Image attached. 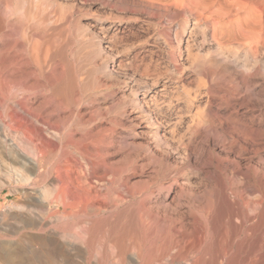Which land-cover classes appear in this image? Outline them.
Listing matches in <instances>:
<instances>
[{"label": "rangeland", "instance_id": "1", "mask_svg": "<svg viewBox=\"0 0 264 264\" xmlns=\"http://www.w3.org/2000/svg\"><path fill=\"white\" fill-rule=\"evenodd\" d=\"M73 1L68 0L69 3L72 2V6H69H74V9L70 7L73 10H70L68 5L63 7L67 3L66 0L60 5L64 10L68 8V12L71 11L73 14L68 23L69 31L75 33V26L78 29L79 25L83 23L80 27H84L85 24V28L88 26L89 30L95 33L99 32V34H96L97 36L101 35L102 26H104L102 31L113 35L117 34V36L113 37L111 41L103 37H95L92 40H88L84 37H75L76 35L70 37L72 39L69 38L68 40V37H65L58 30L62 28L59 25L61 26L65 23L64 17H61L63 15L62 11H60L62 7H59L60 9L57 8L58 6H55L56 9H54L55 7H49L46 11L47 13L44 15L46 16L49 11L52 12L50 16L47 15V17H50L47 18L49 21H45L48 24L47 29L50 33L52 32V39L50 38L51 42L46 40L47 43L45 41L43 43L52 49H48L42 44L41 46H44V48L41 47L40 49L39 59H36L38 63L31 54L21 56L19 60L22 64L18 70L24 68V71L31 70V72H35L34 75L29 77L28 81L31 89H33L29 95L30 105L33 107L32 113L35 116L37 115V118L39 117L37 119L39 123L33 121L35 127H39V130L41 129L40 132L47 136L46 138L49 140H53L54 138L49 137L45 133L46 127L58 128L57 131H61L63 136H66L70 131L74 132V143H72L71 147L65 149L68 152L71 150L70 154L74 153L72 154L74 156H80L78 163L83 165L84 170L82 172L94 171L98 177H101L109 169L108 173H105L107 180L112 179L108 174L114 175V180L117 183L111 185L110 190L102 182L100 185L101 189L108 192L106 198L111 205L98 215H88L87 219H90V224H85L84 220L83 222L80 220L85 218L84 216L73 220L72 218L60 216V213H51L48 214L50 216L45 215L46 217L43 215L44 219H39L40 217H38L36 220L33 217L19 216V213H17L21 209L18 206L25 202V191H28V188H31L33 184H24L22 182L15 184L13 182L14 184L6 185L7 187L5 186L2 189L3 191L0 192V239H2L0 242L5 243V241L13 240L12 242H14L15 246L13 245L11 251H14L16 254L15 250H18V253L15 255L11 252L14 256L10 258V255L5 254V250L3 252L1 249L0 264H22L24 261V264H27L28 261H32L30 262L31 264H121V261L118 259V250L115 249L117 245L114 244V240L118 231L127 229L124 226H127L129 221L127 217L113 214L115 207L111 203L113 196L111 192L117 189L119 191L131 189L138 190V194H141L148 189H154L155 186L160 184H163L162 192L157 197H153L152 195V199H149L145 204L147 205V209L150 207L152 212L156 213L159 209L162 218L157 222L154 218L155 216L152 215L148 217L149 219L145 217V222H148L147 228L149 227V232H153L148 245L153 244L152 246L158 250V254H161L163 251L167 253L168 260L161 261V264H175V262L176 264H180L182 261L185 262L186 257L192 263L200 261L201 264H215L213 263L214 252H217L223 245L228 246V243L243 240L246 235L249 240L251 239L250 242L253 240L252 243L256 242L257 244L260 240L259 243L261 242L260 245L262 247L260 253L264 255V36L258 42L257 38L249 37L247 39L248 36H244V38L238 34L235 35L232 33L231 28H229L218 41L222 40L221 42L223 43H218L217 40L214 42L212 24L208 25L210 27L207 30L208 36L204 37L201 29L193 32L194 17L198 16L197 14H199L200 10L203 11V7L197 8L194 4L181 8L178 6L170 7L168 10L171 12L166 13L165 17L167 19L164 18L165 21H168L165 22L163 20L165 24L162 23L160 28L158 24L149 22L146 14L141 9L134 11L135 8L131 7L129 10V8L123 5L115 4L114 2L108 3V0H75L74 3ZM202 1L208 9L211 7L215 8L217 5L216 7H220L218 9L221 12L232 10L234 19L242 18L246 16L247 11L249 12L250 10L251 12L252 10L253 15H257V17L261 16L260 18H263L262 20L264 21V3H260L261 0H248L246 2L248 6L252 3L249 6L250 9L249 7H245L241 8V10L233 5L232 1L234 0ZM121 6L123 9H121ZM53 9L55 12H53ZM92 9H96L97 13ZM124 11H127V15L124 14ZM112 14H116L117 17L113 18ZM131 15L136 18H132ZM127 16H130L132 19ZM54 17L59 19L56 20ZM75 17L77 21H74ZM51 18H53V22ZM143 18H147V21L143 20ZM55 22L56 24H54ZM206 22L212 23L211 20L207 21V19L201 21L202 24ZM149 23L153 24L154 28ZM98 27L100 28L98 29ZM149 27H151L153 33ZM184 27L187 29L185 33L182 32V28ZM55 30L58 31L56 32ZM190 31H192L191 36L188 37ZM147 32L148 34L146 35ZM181 35H183L181 48L185 46L186 40L189 39L190 48L193 52L200 54L203 51L200 57H203L208 52L206 58H215L217 63L221 61L218 64L219 66H217L218 68L216 67L217 73L214 76L211 75L212 78L211 76L203 78L202 71H199L194 65L188 64L189 60L185 57V47H183L184 49H179V38ZM54 36L55 38L53 39ZM81 38L83 39L82 41L79 40ZM114 39L116 40L114 41ZM12 42L10 43L12 46L10 44L8 46L13 47V45L18 44ZM49 43H52V46H54H50L51 44ZM91 44L94 47L98 45L96 52L91 51V46L88 47ZM219 44H222V47L218 48ZM81 46L82 48L86 46L83 49L85 52L82 51ZM45 49L50 51L49 54L46 51L48 56L46 52L44 53ZM87 49H90L91 52L88 53L89 50L87 51ZM99 49L102 50L99 51ZM78 50L82 52L80 53ZM99 52L101 53L99 54ZM181 52L182 55H179ZM220 53L223 55L219 56ZM43 54L46 55L45 59L43 58L45 57ZM3 59L5 63L9 61L6 55L2 59L0 57V70L4 69V66L1 65L3 62L1 60ZM204 61L206 62L207 59ZM39 62L44 68L45 74L43 73V76L39 73ZM49 65L50 67L48 68ZM244 65L247 66L246 69ZM45 66H47L48 70ZM224 69L226 72H224ZM228 69L230 71L233 69L231 75H229L230 71ZM240 69L244 70V80L241 79L242 77L240 78L241 73L238 71ZM235 71L236 73H234ZM93 75L95 76L94 78ZM49 78H51V81H49ZM59 79L68 83L71 80L74 81V85L75 83L79 85H75L77 89L80 86L82 88V86L90 87L91 85H95V89L105 88L106 91L105 93L96 94V91L93 90L86 93L78 90L79 92L77 91L78 93L75 95L73 102L70 105H68V102H65V106L61 98H59L61 100H58V98L55 100V97L50 96L51 94L48 91L49 82L51 83ZM19 85L22 86L21 81L19 84L17 83L16 87H20ZM135 89L139 91L138 99L142 100L143 104H148L150 113L148 121L152 122L149 125L148 122H145L140 117V113L133 106V94L131 91ZM57 102L59 106H57ZM98 105L102 106L98 107ZM53 107L58 110H55ZM61 109L63 111L66 110L63 112ZM96 109H98V112H94ZM107 109L110 110L109 114L107 113ZM46 111H51V113L47 112L49 113L47 115ZM53 111L56 113L54 112L53 114ZM102 114L104 117L101 116ZM109 117L118 120V124H112ZM79 118L82 120H79ZM154 123H157V125ZM154 125L159 126V128ZM111 128H114V131ZM100 129L103 132H100ZM156 130H158L157 138L154 136ZM40 132L37 130V133ZM80 139L83 140L81 141ZM24 147L21 148L25 149L26 151L24 152L29 154V149H26V146ZM93 151L95 153H91ZM0 153L1 156L4 157L5 155L8 159L7 153L2 151L1 148ZM81 154L84 155L82 156ZM80 158L83 159L81 160ZM133 158L139 164L136 169H131L132 167H130V162ZM101 159H106L104 163H107L108 166L103 165V163L99 164L98 160L100 161ZM92 161L96 164L95 168L91 166ZM87 163L90 164L88 169ZM142 165L149 166H146L147 168L145 167L144 169V166L141 167ZM91 167L92 169H90ZM163 169L165 170L162 171ZM56 175L57 172L55 171L51 177L56 178ZM134 201L133 197H128V200L124 201L117 210L132 211ZM130 202L131 204H129ZM162 209H164V213L161 211ZM96 219L100 221H98L99 224L102 221L104 223L102 222L103 224L101 223V225L98 224L92 227V223L97 221ZM39 220H41L44 226L40 225ZM61 233L67 234L66 238L61 237ZM50 234L59 238L61 243L63 242L60 238L66 240L72 239L73 245H71L70 249H68L69 246H64L66 250L62 246L63 249L60 248L62 249L61 251L55 247L43 246V239H49L48 236ZM29 235L32 238L39 235L42 237V241L39 236L30 240L32 238L28 237ZM73 235L77 238L73 239L69 237H74ZM81 235L85 241L83 239H81L82 241L79 240ZM98 235L99 238L97 237ZM11 237L12 240L10 239ZM91 239H94V243L91 242ZM18 240L19 242H17ZM21 241L24 242L21 243ZM29 241L32 242L30 243ZM39 241L42 244H39ZM97 241H99V245ZM88 243L91 244L88 245ZM31 248H34V250H30ZM179 249L180 254H176ZM46 250L49 253L47 252L45 255ZM24 252L26 257H23L25 254L21 256ZM33 254L37 255L34 256ZM187 254L189 257L186 256ZM17 255L18 257H15ZM171 255L173 259L170 257ZM19 256L22 261L20 259L18 261L17 258ZM14 257L16 260H14ZM27 257L30 258L28 259ZM178 261L179 263H177Z\"/></svg>", "mask_w": 264, "mask_h": 264}, {"label": "bare ground", "instance_id": "2", "mask_svg": "<svg viewBox=\"0 0 264 264\" xmlns=\"http://www.w3.org/2000/svg\"><path fill=\"white\" fill-rule=\"evenodd\" d=\"M64 1V0H63ZM62 0H0V57L1 59L3 58L4 55H6V57L8 56L9 61L8 62H4V59L1 60L2 62V66H4L2 70H0V148L2 149V151L7 153L8 159L7 157H4L0 155V192L3 191L2 189L7 185L9 186L10 184H17L19 182H22L24 184L26 183H31L33 184V186H31V188H28V191H25V202L20 204L19 207V212L17 211V213H19V216H28V217H33L36 218V220L38 219V217H40L39 219H44L43 215H48L51 213H60L59 215L65 218H72L73 220L77 219L78 217L81 218L80 216H84L85 218L80 219L82 222L84 220L85 224H90V219L88 220L87 217L88 215L91 214H100L105 208H107L110 204V202L107 200V191H104L103 189H101L102 187H100L101 182L102 184H105V186L107 187V189H111V185H114L115 182L114 180V175L112 174H108L112 179H108L107 180V176L105 175V173H108V170L103 173V175H101V177L97 176L95 174L94 171H88L87 173L82 172L83 169V165L78 163L79 157L74 156L71 153V150L68 152V150H66L65 148L67 147H71L73 140H74V132L70 131L66 136H63L61 131H57L58 128H54V127H46L45 129V133L47 135H49V137H53V140H49L47 139L43 133H41V129L39 130V127H35V124L33 121L37 122V115L35 116L32 112H33V107L30 105V98L29 95L31 93V86L30 84H28L29 81V77H31L32 75L35 74V72H31L30 71H24V68L18 70L21 66V61L19 59H21V56H24L25 54H31L32 57H35V61L39 59L38 55L40 53V49L41 47L44 48V46L46 48H51L48 45H45L43 43V41L46 42V40L50 41V38L52 39V32L50 33L48 28V24L45 21H49L47 20V18L51 15L52 12H48V14H46V16L44 15L45 13H47L46 11L49 9V7H55L58 6L57 8H61L63 4ZM73 1V0H72ZM75 1V0H74ZM73 1V3H74ZM99 1V0H98ZM248 0H234L232 1L236 6L237 9L241 10V8H245V7H249L251 6L252 3H250V5L248 6V4L246 3ZM258 1V0H257ZM256 1V2H257ZM67 2V3H66ZM65 5H63V7H65L66 5H71V3L68 2V0H66ZM107 3V1H105ZM104 2V3H105ZM114 2L115 4H120L123 5L126 8H130L134 7V11L141 9L145 14H146V18L149 22L158 24V27H160V25H162L163 20L165 21V19H167L165 17L166 13L169 12L170 10H168L170 7L173 6H178V7H184V6H190L192 4H194L195 7H203V11L200 10L199 14H197L198 16L194 17V24H193V32H196L197 29H201L204 33V37L208 36L207 35V30L210 29V27L208 26L209 24L213 25L212 28V35H213V39L214 42L215 40H217V42L220 40V37H223L225 35V33L229 30V28H231L232 33H234L235 35L238 34L239 36H245L247 37V39L249 37L251 38H257L256 40L258 42H260L262 40V37L264 36V21L260 18L261 16L257 17V15H253L252 10L250 12L247 11L246 16L242 17V18H237L234 19L233 15L234 13H232L231 11L225 10L223 12H221L218 8L220 7H216L213 8L211 7L210 9L207 8V6L205 5V3H203L202 0H108V3H112ZM208 2V1H207ZM229 2V1H228ZM251 2V1H249ZM264 3V1L261 0L260 3ZM80 3V2H79ZM102 3V2H101ZM255 3V2H254ZM226 4V3H225ZM78 5V4H77ZM254 5V4H253ZM252 5V8H253ZM72 6V5H71ZM69 6L70 10L74 9V6L71 7ZM79 6V5H78ZM81 6V5H80ZM112 6V5H110ZM109 6V8H111ZM193 6V7H194ZM222 6V5H220ZM232 6V5H231ZM62 7V9L60 11H62L61 13L63 14L61 17H64L65 19V23H63V25H59V27H62L60 29H58L60 31L61 34H63L65 37H68V40L70 37H84L87 38L88 40H92V38L95 37H103V38H107V40L109 39V41H111V39H113V37H116L117 34H109L107 32L102 31L103 27L102 25V29H101V35L97 36L94 31H91L87 28H85V24L84 27H80L81 24L83 25V23H79V28L75 30V33H72L71 31H69L68 28V23L71 20V16L73 15L71 13V11L68 12V8H66L64 10V8ZM73 9H71V8ZM122 7V6H121ZM191 7V8H193ZM229 7V6H228ZM255 7V6H254ZM59 8V9H60ZM80 8V7H78ZM77 8V9H78ZM83 8V6H82ZM103 8V7H102ZM119 8V7H118ZM125 8V10H127ZM251 8V9H252ZM56 9V7L54 8ZM53 9V10H54ZM87 9V8H86ZM101 9V8H100ZM123 9V7L121 8ZM228 9V8H227ZM248 9V8H247ZM250 9V7H249ZM254 9V8H253ZM256 9V8H255ZM84 10V9H83ZM88 10V9H87ZM93 10V9H92ZM96 10V9H95ZM93 10V11H95ZM103 10V9H102ZM113 11V9H111ZM187 10V9H186ZM192 10V9H191ZM224 10V9H223ZM52 11V9H51ZM59 12V10H57ZM56 11V12H57ZM78 11V10H77ZM81 11V10H80ZM101 11V10H100ZM132 11V9H131ZM130 11V12H131ZM133 11V12H134ZM180 11V10H179ZM209 13H206V12ZM55 12V10L53 11ZM83 12V11H82ZM87 12V11H86ZM90 12V10H89ZM96 12V11H95ZM102 12V11H101ZM106 12V11H104ZM111 12V11H110ZM125 12V11H124ZM127 12V11H126ZM124 13L127 15V13ZM129 12V11H128ZM171 12V11H170ZM169 12V13H170ZM69 13V14H68ZM81 13V12H80ZM85 13V12H84ZM97 13V12H96ZM99 13V12H98ZM116 13V12H115ZM168 13V14H169ZM58 14V13H56ZM55 14V15H56ZM92 14V13H91ZM103 14V13H101ZM107 14V13H105ZM109 14V13H108ZM119 14V12H118ZM117 14V15H118ZM132 14V13H131ZM137 14V13H135ZM47 15H49L47 17ZM75 15V14H74ZM120 15V14H119ZM118 15V18H119ZM125 15V16H126ZM144 15V14H143ZM80 16V15H79ZM95 16V15H94ZM97 16V15H96ZM110 16V15H108ZM112 16H114L113 18H115L116 14H112ZM121 16V15H120ZM256 16V17H254ZM59 17V16H58ZM117 17V16H116ZM130 17V16H127ZM132 17V15H131ZM130 17V18H131ZM134 18H136L135 16H133ZM132 17V18H133ZM144 17V16H143ZM50 18V17H49ZM55 18V17H54ZM101 18V17H100ZM99 18V19H100ZM131 18V19H132ZM138 18V17H137ZM165 18V19H164ZM170 18V17H169ZM53 18H51L52 20ZM56 20H58L59 18H55ZM61 19V18H60ZM74 21H77L76 17L74 18ZM79 19V17H78ZM91 19V18H90ZM110 19V18H108ZM142 19V18H141ZM143 18V20H146ZM203 19H207L211 20L212 23H204L202 24L201 21ZM63 20V19H62ZM125 20V19H124ZM146 20V21H147ZM79 21V20H78ZM89 21V20H88ZM130 21V20H129ZM136 21V20H135ZM168 21V20H167ZM165 21V22H167ZM243 21V23H242ZM51 22V21H50ZM53 22V20H52ZM57 22V21H56ZM56 22L54 24H56ZM77 23V22H76ZM93 23V22H92ZM53 24V23H51ZM150 24V23H149ZM148 24V25H149ZM165 24V23H164ZM78 25V23H77ZM88 25V24H87ZM105 25V24H104ZM152 27L154 28L153 24ZM57 27V25H55ZM91 26V25H90ZM123 26V25H122ZM115 27V26H114ZM156 27V25H155ZM82 28V29H81ZM100 27H98L99 29ZM119 28V27H118ZM161 28V27H160ZM159 28V29H160ZM166 28V27H165ZM52 29V28H51ZM50 29V30H51ZM145 29V28H144ZM149 29H151V27H149ZM157 29V28H156ZM158 29V30H159ZM53 30V29H52ZM58 30H55L56 32ZM105 30V29H104ZM107 30V29H106ZM123 30V29H122ZM148 30V27H147ZM53 31V32H55ZM96 31V30H95ZM152 31V29H151ZM155 31V29H154ZM163 31V30H160ZM165 31V30H164ZM185 31H187V29L184 27L182 28V32L185 33ZM117 32V31H115ZM191 32L190 31V35L188 37L191 36ZM149 33H151L149 31ZM153 33V31H152ZM161 33V32H159ZM158 33V34H159ZM122 34V33H121ZM124 34V33H123ZM148 34V32L146 33V35ZM163 34V33H162ZM161 34V35H162ZM165 34V33H164ZM56 35V34H54ZM134 35V34H133ZM151 35V34H149ZM160 35V34H159ZM63 36V37H64ZM122 36V35H121ZM144 36V35H143ZM158 36V35H156ZM164 36V35H163ZM126 37V36H124ZM130 37V36H129ZM145 37V36H144ZM149 37V36H146ZM161 37V36H160ZM183 35L180 36L179 38V49H182L183 47H185V52H186V59L189 60L190 65H194L199 71L203 72V78H207L211 75H215L217 73L216 71V67L219 66L218 64L221 63V61L219 63H217V61L215 60V58L213 59H209L206 58V56H208V52L204 54L203 57H200L201 54H203L202 52L196 53L193 52L192 49L190 48V44H189V39L186 40L185 46H183L181 48V44H182V39ZM231 37V36H230ZM244 37V38H245ZM55 38V36L53 37V39ZM79 39V40H83V39ZM123 38V37H122ZM243 38V39H244ZM62 39V38H61ZM63 39H67V38H63ZM72 39V38H70ZM76 39V38H75ZM116 39H121V38H116ZM114 39V41L116 40ZM230 39V38H229ZM85 40V39H84ZM246 40V39H245ZM251 40V39H249ZM16 42L15 44L17 45H13V47L8 46L11 42ZM86 41V40H85ZM84 41V42H85ZM98 41V40H97ZM113 41V42H114ZM194 41V40H193ZM213 41V40H212ZM222 41V40H221ZM220 41V42H221ZM12 42V43H13ZM51 42V41H50ZM101 41L99 40V43ZM112 42V43H113ZM218 42V43H220ZM223 43V42H221ZM243 43V42H242ZM256 43V42H255ZM42 44H44V46H41ZM50 46H52V43ZM56 44V43H55ZM101 44V43H100ZM99 44V45H100ZM177 44V43H176ZM11 45V44H10ZM88 45V44H86ZM204 45V44H203ZM203 45H201V47H203ZM227 45V44H226ZM12 46V45H11ZM21 46V47H19ZM48 46V47H47ZM54 46V45H53ZM52 46V47H53ZM65 46V45H64ZM91 46V51L92 52H96V46H93V44L89 45L88 47ZM161 46V45H160ZM176 46V45H175ZM87 47V48H88ZM222 47V44H219L220 48ZM22 48V49H21ZM42 48V49H43ZM82 48V46H81ZM80 48V50H81ZM86 48V46L84 47ZM82 48V51L85 52ZM100 48V47H99ZM112 48V46H111ZM48 49L44 50V53L47 51L48 54L50 51H48ZM52 49V48H51ZM50 49V50H51ZM90 49H87L88 53L91 52ZM184 49V48H183ZM200 49V48H199ZM211 49V48H210ZM80 50H78L80 52ZM102 49H99V51ZM216 50V49H215ZM218 50V49H217ZM228 50V49H227ZM52 51V50H51ZM60 51V50H59ZM77 51V52H78ZM81 51V52H82ZM210 51V50H209ZM226 51V50H225ZM46 52V54H47ZM56 52V51H55ZM58 52V51H57ZM80 52V53H81ZM103 52V51H102ZM198 52V51H197ZM53 53V52H52ZM64 53V52H63ZM87 53V55H88ZM101 52H99L100 54ZM105 53V52H104ZM42 54V53H41ZM47 54V56H48ZM66 54V53H65ZM64 54V55H65ZM71 54V51H70ZM91 54V53H90ZM93 54V53H92ZM98 54V56H99ZM222 53H220L219 56H221ZM45 55V54H43ZM54 55V54H53ZM182 55V52L179 54ZM223 55V54H222ZM41 56V55H40ZM66 56V55H65ZM64 56V57H65ZM54 57V56H53ZM100 57V56H99ZM211 57V56H210ZM229 57V56H228ZM44 59L46 58L43 57ZM204 60L207 59V61L205 62ZM6 59V58H5ZM34 59V58H32ZM92 60V58H91ZM179 60V59H178ZM218 60V59H217ZM204 61V62H203ZM50 62V61H49ZM48 62V64H49ZM25 63V62H24ZM23 63V64H24ZM40 63V62H39ZM51 63V62H50ZM120 63V62H119ZM68 64V63H67ZM206 64V66H205ZM226 64V63H224ZM245 64V63H243ZM242 64V65H243ZM47 65V64H46ZM241 65V66H242ZM53 66V65H52ZM225 66V65H224ZM227 66V64H226ZM245 69H246V65ZM243 66V68H244ZM1 67V66H0ZM47 69V66H45ZM50 67V65L48 66V68ZM101 67V66H100ZM231 67V66H230ZM218 68V67H217ZM233 68V67H232ZM249 68V67H248ZM68 69V68H67ZM102 69V68H101ZM231 69V68H229ZM228 69V70H229ZM48 70V69H47ZM94 70V69H93ZM227 70V71H228ZM233 70V69H232ZM230 74L231 75V72ZM35 71V70H34ZM51 71V70H50ZM100 71V70H99ZM228 71V72H229ZM241 73L240 78L241 79H245L244 77V70L240 69L238 70ZM46 72V70H45ZM96 72V70H95ZM155 72V71H154ZM201 72V73H202ZM221 72V71H220ZM224 72H226V70L224 69ZM39 73L41 76H43L44 73V68L43 65L40 63L39 65ZM153 73V71H152ZM222 73V72H221ZM233 73V72H232ZM236 73V71L234 72ZM247 73V71H246ZM255 73V72H254ZM37 74V73H36ZM45 74V73H44ZM75 74V72H74ZM95 74V73H94ZM99 74V73H98ZM162 74V73H161ZM219 74V73H218ZM228 74V73H227ZM253 74V73H250ZM48 75V74H47ZM54 75V74H52ZM72 75V74H71ZM180 75V74H179ZM198 75V74H197ZM202 75V74H201ZM223 75V74H222ZM233 76V75H232ZM255 76V75H253ZM54 77V76H52ZM95 76L93 75V78ZM97 77V76H96ZM108 77V76H107ZM68 78V77H67ZM72 78V76H71ZM212 78V76H211ZM231 78V77H230ZM53 79V78H52ZM58 79V78H56ZM215 79V78H214ZM221 79V78H220ZM233 79V78H232ZM54 80V79H53ZM70 80V79H69ZM193 80V79H192ZM227 80V79H226ZM21 81L22 86L20 87H16L17 83L19 84V82ZM49 81H51V78H49ZM154 81V80H153ZM158 81V80H157ZM248 81V80H247ZM74 81L71 80V82H63L60 79L59 80H55L54 82H49V88L48 91L50 92V96L55 97V100H61L65 102H68V105H70L74 98L75 95H77V93L80 91H84L83 93L86 92H90L91 90L96 91V94L98 93H105L106 89L105 88H97L95 89V85H91L89 86H80V88L78 87L77 89V83H75V86L73 84ZM77 82V81H76ZM91 83V82H90ZM203 83V82H202ZM42 85V84H41ZM34 86V85H33ZM32 86V88H33ZM43 86V85H42ZM164 86V85H163ZM111 88V87H110ZM35 89V88H34ZM44 89V88H43ZM95 89V90H94ZM79 90V91H78ZM78 91V92H77ZM133 94V106L137 109V111L140 113V117L145 121L149 123L150 120L148 121V119H150V113L148 110V104H143L142 100L138 99V94L139 91L138 89L132 90L131 91ZM220 92V91H219ZM218 92V93H219ZM92 93V92H91ZM214 93V92H213ZM80 94V93H79ZM78 94V95H79ZM216 94V93H215ZM82 95V94H81ZM88 95V94H87ZM90 96V93H89ZM88 96V98H89ZM128 96V95H127ZM48 97V96H47ZM52 97H50L51 99H53ZM61 98V99H59ZM42 100V99H41ZM45 100V99H44ZM86 100V98H85ZM89 101V100H88ZM142 101V102H141ZM40 102V101H39ZM80 102V101H79ZM58 103V102H57ZM93 103V102H92ZM62 104V103H60ZM40 105V103H39ZM59 106V103L58 105ZM63 106V105H62ZM66 106V104H65ZM102 106V105H101ZM98 105V107H101ZM131 106V105H130ZM35 107V106H34ZM56 107V106H55ZM97 107V108H98ZM45 108V107H44ZM54 108V107H53ZM52 108V109H53ZM64 108V107H62ZM40 109V108H39ZM55 110L57 108H54ZM53 109V110H54ZM60 109V107H59ZM69 109V108H68ZM158 109V108H157ZM37 110V109H35ZM34 110V111H35ZM44 110V109H43ZM42 110V111H43ZM50 110V109H49ZM58 110V109H57ZM66 110V109H65ZM64 110V111H65ZM156 110V109H155ZM61 111H63L61 109ZM63 111V112H64ZM80 111V110H79ZM45 112V111H43ZM50 112L51 111H46ZM55 111H53L54 114ZM59 112V111H58ZM73 112V111H72ZM74 112H76L74 110ZM94 112H98V109H96ZM110 110L107 109V113L109 114ZM113 112V111H112ZM200 112V111H199ZM36 113V112H35ZM41 113V112H40ZM56 113V112H55ZM71 113V112H70ZM81 113L83 114V112L81 111ZM44 114V113H43ZM49 113H47L48 115ZM52 114V115H53ZM80 114V113H79ZM99 114H101V112H99ZM183 114V113H182ZM60 115V114H59ZM78 115V114H77ZM84 115V114H83ZM82 115V117H83ZM79 116V115H78ZM77 116V117H78ZM81 116V115H80ZM103 116V114L101 115ZM107 116V114H106ZM60 117V116H59ZM67 117V116H66ZM65 117V118H66ZM104 117V116H103ZM108 117V116H107ZM177 117V116H176ZM57 118V117H56ZM62 118V117H61ZM64 118V117H63ZM76 118V117H75ZM100 118V117H98ZM155 118V117H154ZM92 119V117H91ZM89 119V120H91ZM97 119V118H96ZM110 121L112 124L116 125L118 124V120H116L115 118H110ZM61 120V119H60ZM64 120V119H63ZM66 120V119H65ZM79 120H82L81 118H79ZM78 120V121H79ZM88 120V119H87ZM153 120V119H152ZM156 120V119H154ZM69 121V120H68ZM85 121V120H83ZM157 121V120H156ZM154 121V122H156ZM63 122V121H62ZM70 122V121H69ZM80 122V121H79ZM120 122V121H119ZM123 122V121H122ZM41 123V122H40ZM83 123V122H82ZM125 123V122H124ZM123 123V124H124ZM79 124V123H77ZM81 124V123H80ZM157 125V123H154ZM160 124V122H159ZM37 125V124H36ZM162 125V124H160ZM61 126V125H60ZM66 126V125H65ZM155 126V125H154ZM59 127V126H58ZM89 127V126H88ZM114 127V126H111ZM118 127V126H116ZM125 127V126H124ZM157 128H159V126H155ZM66 128V127H64ZM84 128V127H83ZM105 128V127H104ZM177 128V127H176ZM60 129V128H59ZM81 129V128H80ZM107 129V128H106ZM117 129V128H116ZM174 129V128H173ZM38 132L40 133H37ZM101 130V129H100ZM112 131H114V128H111ZM110 130V131H111ZM64 131V130H63ZM77 131V130H76ZM158 130H156L154 132V136L155 138H157L158 136ZM67 132V131H66ZM98 132V131H97ZM100 132H103L102 130ZM249 133V132H248ZM150 134V133H149ZM153 134V132H152ZM84 135V134H83ZM92 135V134H91ZM95 136V135H94ZM76 137V136H75ZM88 137V136H87ZM101 137V136H100ZM80 138V137H79ZM98 138V137H97ZM154 138V137H153ZM51 139V138H50ZM94 139V138H93ZM79 140V139H77ZM81 140V139H80ZM83 140V139H82ZM81 140V141H82ZM155 140V139H154ZM85 141V140H84ZM83 141V142H84ZM157 141V140H155ZM39 142V143H37ZM85 143V142H84ZM103 143V142H101ZM83 144V143H81ZM100 144V143H99ZM128 145V144H127ZM164 145V144H163ZM26 146V149L28 148V152L29 154H27V152L25 149L23 150L21 147ZM101 147V146H100ZM25 148V147H24ZM164 148V147H163ZM102 149V148H101ZM152 150V149H151ZM89 151V150H88ZM98 151V150H97ZM100 151V150H99ZM3 153V152H1ZM0 153V154H1ZM91 153H95L94 151ZM4 154V153H3ZM79 154V153H78ZM103 154V153H102ZM82 155V154H81ZM84 155V154H83ZM82 155V156H83ZM92 155V154H91ZM132 156V155H131ZM134 156V155H133ZM179 156V155H178ZM78 158V159H77ZM96 158V157H95ZM103 158V157H102ZM130 158V157H129ZM81 160L83 158H80ZM104 160L106 161V159H101L100 161L98 160V163H103V165H107V163H104ZM95 161V160H94ZM94 161H92L91 166L94 167L96 164L93 163ZM126 161V160H125ZM156 161V160H155ZM159 162V161H158ZM165 162V161H164ZM119 163V162H118ZM166 163V162H165ZM97 164V165H99ZM110 164V163H108ZM90 164L87 163V169L90 167ZM120 165V164H119ZM138 163L137 161L133 158L130 162V167L133 168H137L138 167ZM102 166V165H101ZM108 166V165H107ZM111 166V165H110ZM144 165H142L141 167H143ZM147 166V165H146ZM144 166L143 168L145 169ZM149 166V165H148ZM147 166V167H148ZM92 167L90 169H92ZM118 167V166H116ZM146 167V168H147ZM95 168V167H94ZM108 168V167H107ZM158 168V167H157ZM122 169V168H121ZM142 169V168H141ZM113 170V169H112ZM118 170V169H117ZM120 170V169H119ZM158 170V169H157ZM165 169H163L162 171H164ZM57 172V177L56 178H52L51 175L53 172ZM127 171V170H126ZM137 171V170H136ZM158 172V171H157ZM175 172V171H174ZM180 172V171H179ZM106 173V174H107ZM56 174V173H55ZM163 176V175H162ZM55 177V175H54ZM122 181V180H121ZM153 181V180H152ZM14 182V183H13ZM154 182V181H153ZM119 183V182H118ZM155 183V182H154ZM123 184V183H122ZM146 184V182H145ZM157 184V183H156ZM163 185V184H162ZM161 184L155 186L154 189H148L144 192H142L141 194H138V190H123V191H119V189L114 190L112 199H111V203L114 205V209L115 211L113 212V214L116 215H122L123 217H127L128 218V225L124 226L127 227V229H125L123 227L122 231H118L115 240H114V244H116V248L118 250V259L121 261V264H161V261H164L165 259H167V253L165 251H163L161 254H158V250H156V248H153V244H149L150 243L149 239L150 237L153 235V232H149V227L147 228V223L145 222V217L147 219H149V216H155L154 218L156 219L157 222H159V220L162 218V214L160 212V210L158 209L155 212H152L150 207V211L149 209H147V205L145 204L146 202L149 201V199H152V195L153 197H157L163 189V186ZM6 186V187H7ZM21 186V185H20ZM131 186V185H130ZM135 186V185H134ZM13 187V186H12ZM11 187V188H12ZM120 187V186H119ZM133 187V186H131ZM138 187V186H137ZM113 188V187H112ZM127 188V187H126ZM16 189V188H15ZM128 189V188H127ZM133 189V188H132ZM135 189V188H134ZM144 189V188H143ZM147 189V187H146ZM106 190V188H105ZM112 190V191H113ZM12 191V190H11ZM15 191V190H14ZM110 193V192H109ZM128 197H133V199L135 200L133 202V208L132 211H120L117 210L118 207L126 200H128ZM131 204V202L129 203ZM170 204V203H168ZM178 204V203H177ZM146 205V208H145ZM162 205V204H161ZM152 206V205H151ZM165 206V205H164ZM13 207V205H12ZM161 207V206H160ZM131 209V207H130ZM161 209V208H160ZM175 209V208H174ZM18 210V209H17ZM164 209H162L161 211L163 212ZM173 210V209H172ZM21 211V212H20ZM174 212V211H173ZM155 213V214H154ZM164 213V212H163ZM15 214V213H14ZM112 214V215H113ZM175 214V213H174ZM111 215V214H110ZM50 216V215H48ZM54 216V215H53ZM59 216V217H60ZM93 216V215H92ZM165 216V214H164ZM2 217V216H1ZM4 217V215H3ZM46 217V216H45ZM122 217V218H123ZM167 217V214H166ZM169 217V216H168ZM173 217V216H172ZM181 217V216H180ZM15 218V217H14ZM51 218V217H50ZM49 218V219H50ZM54 218V217H52ZM118 218V217H117ZM130 218V220H129ZM153 218V217H152ZM153 218V219H154ZM47 219V218H46ZM100 219V218H99ZM164 219V218H163ZM166 219V218H165ZM53 220V219H51ZM57 220V219H56ZM97 220V219H96ZM106 220V219H105ZM122 220V219H121ZM170 220V218H169ZM99 220L95 221L92 223V227L97 226L99 224L98 222ZM126 221V220H125ZM147 221V220H146ZM165 221V220H164ZM181 221V220H180ZM233 221V220H232ZM17 222V221H16ZM37 222V221H36ZM53 222V221H52ZM92 222V221H91ZM103 222V221H102ZM101 222V223H102ZM123 222V221H122ZM40 225H43V223L41 222V220H39ZM74 223V222H73ZM101 223L99 225H101ZM104 223V222H103ZM102 223V224H103ZM119 223V222H118ZM163 223V221H162ZM173 224V222H171ZM205 223V222H204ZM214 223V222H213ZM242 223V221H241ZM7 224V223H6ZM12 224V223H11ZM14 224V223H13ZM34 224V223H33ZM82 224V223H81ZM117 224V223H116ZM126 224V223H124ZM159 224V223H158ZM206 224V223H205ZM8 225V224H7ZM35 225V224H34ZM114 225V222H113ZM123 225V224H122ZM20 226V225H19ZM30 226V225H29ZM44 226V225H43ZM49 226V225H48ZM47 226V227H48ZM53 226V225H52ZM90 226V225H89ZM104 226V225H103ZM118 226V225H116ZM120 226V224H119ZM226 226V225H225ZM14 227V226H13ZM18 227V226H17ZM90 227V228H92ZM106 227V226H105ZM121 227V226H120ZM16 228V227H14ZM98 228V227H97ZM114 228V227H113ZM151 228V227H150ZM12 229V228H11ZM17 229V228H16ZM159 229V228H158ZM177 229V228H176ZM6 230V229H5ZM9 230V229H8ZM153 230V229H152ZM7 231V230H6ZM17 231V230H16ZM45 231V230H44ZM101 231V230H100ZM160 231V230H159ZM179 231V230H178ZM226 231V230H225ZM79 232V231H78ZM95 232V231H94ZM224 232V231H223ZM242 232V231H241ZM16 233V232H15ZM96 233V232H95ZM103 233V232H102ZM101 233V234H102ZM105 233V232H104ZM54 234V233H53ZM80 234V233H79ZM100 234V235H101ZM109 234V233H108ZM223 234V233H222ZM56 235V234H55ZM59 236V234H57ZM67 234H60L61 237L66 238ZM103 235V234H102ZM106 235V234H105ZM155 235V234H154ZM11 236V235H10ZM31 235H29L28 237H30ZM39 236V235H38ZM37 235L34 236L32 239H35V237H38ZM48 236V235H47ZM74 236V235H73ZM95 236V235H94ZM225 236V235H224ZM243 236V235H242ZM44 237V236H43ZM49 239H43V241L41 240L42 237L39 236L40 240L43 242L39 244H42L43 246H51V247H55V248H64V246H69L68 249H70L71 245H73V242L71 240H66V239H61L63 243H61L59 241V238H56L55 236H52V234H50V236H48ZM70 238H77L76 236L72 237L69 236ZM99 238V235L97 236ZM103 237V236H102ZM159 237V236H158ZM186 237V236H185ZM188 237V236H187ZM221 237V236H220ZM38 238V240H39ZM91 238V237H90ZM89 238V239H90ZM168 238V237H167ZM222 238V237H221ZM8 239V238H7ZM12 240V237L10 238ZM26 239V238H25ZM37 239V238H36ZM83 239L82 235L79 237V240ZM199 239V238H198ZM225 239V238H224ZM2 240V239H0ZM4 240V239H3ZM85 241V239H83ZM99 240V239H98ZM168 240V239H167ZM223 240V239H222ZM251 240V239H250ZM249 238L247 237V235L243 238V240L239 241V242H231L228 243L227 245H223L222 247H220L217 252L213 253V263L215 264H264V255L260 253V250H262L261 245L259 243V245L256 244V242L252 241L250 242ZM255 240V239H254ZM13 241V240H12ZM12 241H8L5 243H1L0 242V250L2 249V251L4 252L5 250V254L14 256L13 254L14 251L12 250L13 245L15 246L14 242ZM82 241V240H81ZM89 241V240H88ZM154 241V240H152ZM199 241V240H198ZM217 241V240H216ZM220 241V240H219ZM19 242V240L17 241ZM24 242V241H23ZM21 241V243H23ZM30 243L32 241H29ZM91 242L94 243V239H91ZM86 243V242H85ZM111 243V242H110ZM223 243V242H222ZM220 243V244H222ZM227 243V242H226ZM252 243V244H251ZM27 244V242H26ZM38 244V243H37ZM38 244V245H39ZM91 244V243H90ZM88 243V245H90ZM97 244L99 245V241H97ZM216 244V243H215ZM219 244V245H220ZM18 245H20L18 243ZM31 245V244H30ZM28 245V246H30ZM76 245V244H75ZM102 245V244H101ZM108 245V244H107ZM189 245V244H188ZM187 245V246H188ZM252 245V247H251ZM21 246V245H20ZM26 246V245H25ZM42 246V247H43ZM155 246V245H154ZM158 246V245H157ZM190 246V245H189ZM188 246V247H189ZM198 246V245H196ZM218 246V245H217ZM18 247V246H17ZM24 249V246H22ZM27 247V246H26ZM41 247V246H40ZM227 247V248H226ZM250 247V248H249ZM15 248V247H14ZM13 248V250H14ZM35 248V247H34ZM34 248L30 249V250H34ZM54 248V249H55ZM62 248V249H63ZM102 248V247H100ZM114 248V246H113ZM112 248V249H113ZM39 249V248H38ZM44 249V247H43ZM62 249H60L59 251H61ZM72 249V248H71ZM75 249V248H74ZM164 249V247H163ZM178 249V248H177ZM199 249V248H198ZM20 250V249H19ZM26 250V249H24ZM49 250V249H48ZM116 250V251H117ZM182 250V249H181ZM186 250V249H185ZM1 251V253H2ZM41 251V250H40ZM45 251V250H44ZM57 251V252H59ZM175 251V250H174ZM198 251V250H197ZM11 252H13V254H11ZM15 252L18 253V250ZM21 252V251H19ZM43 252V251H42ZM47 252L49 253V251L46 250L45 255L47 254ZM55 252V251H53ZM186 252V251H185ZM16 253V254H17ZM30 253V252H29ZM15 254V255H16ZM25 254L22 253L21 256H23ZM35 254V252H34ZM33 254V255H34ZM44 254V253H43ZM105 254V253H104ZM103 254V255H104ZM176 254H180V249ZM32 255V256H33ZM37 255V254H36ZM34 255V256H36ZM59 255V254H58ZM96 255V254H95ZM101 255V252H100ZM39 256L42 257V255L39 254ZM54 256V255H53ZM175 256V254H174ZM188 256V254L186 255ZM192 256V254H191ZM190 256V257H191ZM7 257V256H5ZM15 257H18L15 256ZM14 257V258H15ZM26 257V254L25 256ZM40 257V258H41ZM51 257V255H50ZM64 257V256H63ZM62 257V258H63ZM172 258V255L170 256ZM183 257V256H182ZM189 257V256H188ZM204 257V256H203ZM202 257V258H203ZM9 258V256H8ZM28 259L30 257H27ZM26 258V260H28ZM35 258V257H34ZM45 258V257H44ZM69 258V257H68ZM177 258V257H175ZM185 258V257H184ZM3 259V258H2ZM18 261L20 259L17 258ZM43 259V258H42ZM41 259V260H42ZM46 259V258H45ZM54 259V258H53ZM60 260V258H58ZM64 259V258H63ZM173 259V258H172ZM181 259V258H180ZM13 260V259H12ZM16 260V258L14 259ZM13 260V261H14ZM32 260V258H31ZM56 260V259H55ZM62 260V259H61ZM168 260V259H167ZM189 259H187V257L185 258V262L182 261L180 262V264H201L200 261H195L194 263L188 261ZM12 261V263H13ZM17 261V262H18ZM20 261H22L20 259ZM24 261V260H23ZM65 261H66V257H65ZM174 261V260H173ZM32 262V261H30ZM29 261L27 262V264H31ZM55 262V261H54ZM58 262V261H57ZM114 262V261H113ZM22 263V262H21ZM25 263V261H24ZM22 263V264H24ZM35 263V262H34ZM101 263V262H100ZM179 263V261L177 262ZM16 264V263H15ZM176 264V262H175ZM204 264V263H203Z\"/></svg>", "mask_w": 264, "mask_h": 264}]
</instances>
